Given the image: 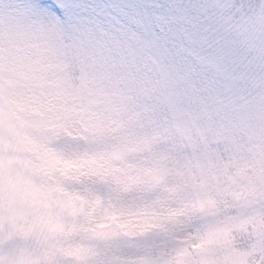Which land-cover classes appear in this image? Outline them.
<instances>
[{
	"label": "clouds",
	"instance_id": "obj_1",
	"mask_svg": "<svg viewBox=\"0 0 264 264\" xmlns=\"http://www.w3.org/2000/svg\"><path fill=\"white\" fill-rule=\"evenodd\" d=\"M215 4L253 70L226 132L120 108L58 30L0 26V264H264V0Z\"/></svg>",
	"mask_w": 264,
	"mask_h": 264
},
{
	"label": "rangeland",
	"instance_id": "obj_2",
	"mask_svg": "<svg viewBox=\"0 0 264 264\" xmlns=\"http://www.w3.org/2000/svg\"><path fill=\"white\" fill-rule=\"evenodd\" d=\"M53 2L62 4L64 22L37 10L33 0H0V26L58 30L65 56L90 65L112 87L118 107H161L196 127L222 123L225 132L234 118L248 114L245 83L253 70L229 38L231 19L213 11L215 0ZM11 147L0 135V161ZM257 169L253 187L259 190L264 157ZM101 257V264L122 258L109 251Z\"/></svg>",
	"mask_w": 264,
	"mask_h": 264
},
{
	"label": "snow or ice",
	"instance_id": "obj_3",
	"mask_svg": "<svg viewBox=\"0 0 264 264\" xmlns=\"http://www.w3.org/2000/svg\"><path fill=\"white\" fill-rule=\"evenodd\" d=\"M34 6L37 10H42L47 14L54 16L56 19L64 22L65 15L60 2H53V0H47V3H41L40 0H33Z\"/></svg>",
	"mask_w": 264,
	"mask_h": 264
},
{
	"label": "trees",
	"instance_id": "obj_4",
	"mask_svg": "<svg viewBox=\"0 0 264 264\" xmlns=\"http://www.w3.org/2000/svg\"><path fill=\"white\" fill-rule=\"evenodd\" d=\"M185 45V43H183Z\"/></svg>",
	"mask_w": 264,
	"mask_h": 264
}]
</instances>
